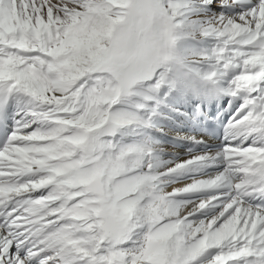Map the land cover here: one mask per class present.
Here are the masks:
<instances>
[{
  "label": "snow or ice",
  "instance_id": "snow-or-ice-1",
  "mask_svg": "<svg viewBox=\"0 0 264 264\" xmlns=\"http://www.w3.org/2000/svg\"><path fill=\"white\" fill-rule=\"evenodd\" d=\"M0 264H264V0H0Z\"/></svg>",
  "mask_w": 264,
  "mask_h": 264
}]
</instances>
